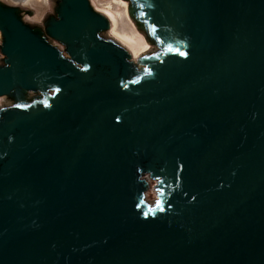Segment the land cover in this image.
Wrapping results in <instances>:
<instances>
[{
  "label": "water",
  "instance_id": "water-1",
  "mask_svg": "<svg viewBox=\"0 0 264 264\" xmlns=\"http://www.w3.org/2000/svg\"><path fill=\"white\" fill-rule=\"evenodd\" d=\"M48 1L67 57L0 1V264H264V0H134L159 50L121 0L136 64L89 0Z\"/></svg>",
  "mask_w": 264,
  "mask_h": 264
},
{
  "label": "rangeland",
  "instance_id": "rangeland-1",
  "mask_svg": "<svg viewBox=\"0 0 264 264\" xmlns=\"http://www.w3.org/2000/svg\"><path fill=\"white\" fill-rule=\"evenodd\" d=\"M3 3H7L8 5L18 6L21 12V18L24 22L28 23L31 26L40 27L45 36L46 40L49 44L57 47L63 56H69L66 51L65 46L52 38L44 31V17L47 13L50 12V4L48 0H26L23 3H17L14 0H0ZM93 8H109L116 16L117 21V30L130 32L131 30L136 31L135 35H137L138 43H145L144 38L140 33L137 32L132 22L129 20L127 13L124 12V6L121 0H89ZM95 5V6H94ZM29 10L31 13L27 14L25 11ZM97 11V9H95ZM110 27V26H109ZM109 33V30L107 31ZM107 33V34H108ZM1 35V31H0ZM110 37L111 35L108 34ZM147 43V42H146ZM150 47H154L149 44ZM149 48V47H148ZM131 56V55H130ZM0 57H4V54L0 53ZM138 60V59H137ZM137 60L134 61L135 64ZM10 99L8 95H0V107L9 105ZM144 184V192L142 197V202H144L149 208H153L156 205L158 192H159V179L150 176L148 173H144L141 175Z\"/></svg>",
  "mask_w": 264,
  "mask_h": 264
},
{
  "label": "bare ground",
  "instance_id": "bare-ground-1",
  "mask_svg": "<svg viewBox=\"0 0 264 264\" xmlns=\"http://www.w3.org/2000/svg\"><path fill=\"white\" fill-rule=\"evenodd\" d=\"M17 3H23L26 0H14ZM123 6H124V12L126 13V2L125 1H121ZM95 6V5H94ZM97 9L98 12L104 14L106 16V18H108L109 20V33L111 35L112 38L116 39L117 41H119L121 44L124 45V47H126L131 55V60L136 61L137 57L139 56L140 53L148 50L150 47L148 43H138V39H137V35H135L134 30H131L130 32H126V31H119L117 30V19L115 14L109 9V8H95Z\"/></svg>",
  "mask_w": 264,
  "mask_h": 264
},
{
  "label": "flooded vegetation",
  "instance_id": "flooded-vegetation-1",
  "mask_svg": "<svg viewBox=\"0 0 264 264\" xmlns=\"http://www.w3.org/2000/svg\"><path fill=\"white\" fill-rule=\"evenodd\" d=\"M57 2H58V0H57ZM128 2H129V5H130V6H132L133 4H135V3H134V0H128ZM136 7H137V6H136ZM56 8H57V6H56ZM137 11H138V10H137L136 8H134V12H135V13H134L133 15H131L132 18H133V20H134V22H136V24L138 25V27H139L141 30H143V31L145 32V35H146L148 41L151 42V43H153L154 45H156V46L158 47L157 50H159L160 45H159L158 41H157V40L151 35V33L149 32V29H148V27H147V23H146V21H144V20L138 18V12H137ZM19 14H20V16H21V12H19ZM55 15H56V14H55ZM49 17H51V16H49ZM49 17H48V18H49ZM56 17H57V15H56ZM48 18L44 19V31L46 30V25H47ZM21 19H22V18H21ZM30 26H31V25H30ZM31 28L38 30V31L40 32V34H41V35L45 38V40H46V36H45L43 30H42L40 27H37V26H31ZM45 32H46V31H45ZM46 34H47V32H46ZM46 41H47V40H46ZM47 42H48V41H47ZM63 45H64V44H63ZM65 48H66V46H65ZM150 54H152V53H150ZM3 65H5V62H3ZM141 65L143 66L142 68L145 67L143 64H141ZM140 69H141V68H140ZM29 91H30V90L23 91V92L21 93V95L18 96V97H14V96H12V95H9V96L12 98V100H13V104H12L11 106L18 107V105H19L20 107L23 108V107H25V106H28V107H29V105H31V104L34 103V102H41V103H43V104L47 103L46 100H45V95H44V93L39 92V91H36V92H38L39 94L36 95V96H34V97H32V98H29V97L27 96V92H29ZM48 94H52V92L48 91Z\"/></svg>",
  "mask_w": 264,
  "mask_h": 264
},
{
  "label": "snow or ice",
  "instance_id": "snow-or-ice-1",
  "mask_svg": "<svg viewBox=\"0 0 264 264\" xmlns=\"http://www.w3.org/2000/svg\"><path fill=\"white\" fill-rule=\"evenodd\" d=\"M140 7H143V5H140ZM144 14H145V13H141V15H144ZM170 50H172L171 47H170ZM175 51H176V53H177L178 55H180V56H187V54H188V53H186L185 51H181V50H179V49H175ZM57 91H59V89H57ZM18 107H20V106L18 105ZM156 203L159 204L160 202L157 201ZM137 207H140V205L138 204ZM169 207H170V205H169ZM145 215H147V214H145Z\"/></svg>",
  "mask_w": 264,
  "mask_h": 264
},
{
  "label": "trees",
  "instance_id": "trees-1",
  "mask_svg": "<svg viewBox=\"0 0 264 264\" xmlns=\"http://www.w3.org/2000/svg\"><path fill=\"white\" fill-rule=\"evenodd\" d=\"M132 7H133V8H136V5H135V4H133V5H132Z\"/></svg>",
  "mask_w": 264,
  "mask_h": 264
}]
</instances>
